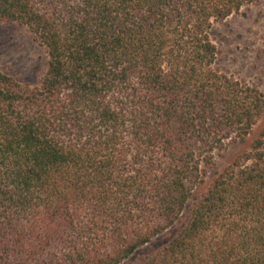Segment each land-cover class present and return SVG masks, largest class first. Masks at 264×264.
<instances>
[{"label":"trees","instance_id":"16d2710c","mask_svg":"<svg viewBox=\"0 0 264 264\" xmlns=\"http://www.w3.org/2000/svg\"><path fill=\"white\" fill-rule=\"evenodd\" d=\"M259 1L0 0L47 58L0 72V264H264V123L209 178L264 115L211 27Z\"/></svg>","mask_w":264,"mask_h":264},{"label":"rangeland","instance_id":"374dc122","mask_svg":"<svg viewBox=\"0 0 264 264\" xmlns=\"http://www.w3.org/2000/svg\"><path fill=\"white\" fill-rule=\"evenodd\" d=\"M210 37L217 49L216 69L264 94V0L246 5L225 20L213 23ZM46 65L45 51L35 42L27 27L15 23L0 24V72L20 84L34 86L44 74ZM263 123L264 115L244 144L229 147L224 158L217 159L209 178L238 153L248 149ZM203 190L194 194L181 221L158 237L154 246L168 241L179 232L189 218L190 208Z\"/></svg>","mask_w":264,"mask_h":264}]
</instances>
